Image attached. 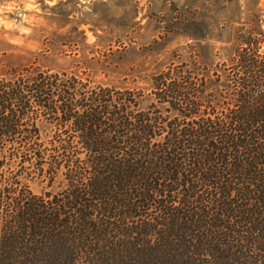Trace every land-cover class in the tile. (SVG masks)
Listing matches in <instances>:
<instances>
[{
	"label": "trees",
	"instance_id": "16d2710c",
	"mask_svg": "<svg viewBox=\"0 0 264 264\" xmlns=\"http://www.w3.org/2000/svg\"><path fill=\"white\" fill-rule=\"evenodd\" d=\"M233 59L153 75L146 108L72 72L0 78V143L42 116L47 168L36 119L22 139L48 183L66 180L43 194L0 180V264H264V32H243Z\"/></svg>",
	"mask_w": 264,
	"mask_h": 264
},
{
	"label": "rangeland",
	"instance_id": "374dc122",
	"mask_svg": "<svg viewBox=\"0 0 264 264\" xmlns=\"http://www.w3.org/2000/svg\"><path fill=\"white\" fill-rule=\"evenodd\" d=\"M245 31L264 32V0H0V78L15 68L72 72L91 85L140 90L146 108L159 72L229 71ZM32 116L45 169L57 154L55 126ZM32 118L0 143V180L19 172L36 194L59 192L64 168L48 183L38 146L22 139Z\"/></svg>",
	"mask_w": 264,
	"mask_h": 264
}]
</instances>
